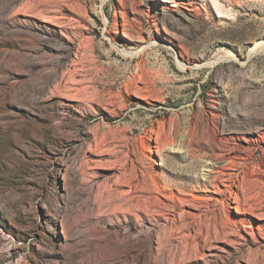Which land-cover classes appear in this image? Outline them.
Instances as JSON below:
<instances>
[{"label": "rangeland", "instance_id": "374dc122", "mask_svg": "<svg viewBox=\"0 0 264 264\" xmlns=\"http://www.w3.org/2000/svg\"><path fill=\"white\" fill-rule=\"evenodd\" d=\"M259 42L264 0H0V264H251Z\"/></svg>", "mask_w": 264, "mask_h": 264}, {"label": "bare ground", "instance_id": "6f19581e", "mask_svg": "<svg viewBox=\"0 0 264 264\" xmlns=\"http://www.w3.org/2000/svg\"><path fill=\"white\" fill-rule=\"evenodd\" d=\"M259 45H264V42H259V43H257L256 44V48H258L259 47ZM263 48V47H262ZM255 50V49H254ZM226 119V118H225ZM224 120V119H223ZM217 125V124H216ZM145 127V126H144ZM206 128H207V126H206ZM227 128V127H226ZM229 128V127H228ZM247 128H249V127H247ZM143 129V128H142ZM145 129V128H144ZM139 130V129H138ZM205 130V129H204ZM223 130H225V126H223L222 125V127H221V130H219V131H223ZM250 130H252V128L250 129ZM257 130V129H256ZM217 131H218V129H217ZM233 131V130H232ZM203 132V131H202ZM230 132V131H229ZM235 132V131H234ZM237 132V131H236ZM235 132V133H236ZM247 132H249V131H247ZM251 132V131H250ZM223 133V132H222ZM239 133H241V132H239ZM147 134V133H146ZM206 134V133H205ZM213 134V133H212ZM203 135V134H202ZM211 135V134H210ZM201 136V135H200ZM202 137V136H201ZM199 139V138H198ZM204 139V138H203ZM202 139V140H203ZM197 140V139H196ZM205 140V139H204ZM215 141V140H214ZM204 142V141H203ZM218 143V142H217ZM208 144V143H207ZM217 146V145H216ZM216 146H215V143H213L212 145L211 144H208V146H205L204 144H201V143H199V142H196L195 143V147L193 148V149H191L189 152H190V155H189V157H190V159H191V164H192V166L194 167V169H196L197 170V168L199 167V164H200V159L201 158H210V159H214L215 157V149H216ZM221 146V145H220ZM225 148V147H224ZM208 150H211L212 151V153H209V151ZM217 150H218V148H217ZM224 153V152H223ZM223 155V154H222ZM218 156V155H217ZM219 156H220V154H219ZM222 157V156H221ZM189 159V160H190ZM242 159V158H241ZM223 160V159H222ZM255 160V159H254ZM242 161V160H241ZM219 162H220V160H219ZM205 163H207V162H205ZM208 163H209V161H208ZM255 163V162H254ZM210 164V163H209ZM247 163L246 162H244V163H241V164H239V165H236L238 168L240 167V168H243L245 165H246ZM249 165H251V164H249ZM200 166H202V165H200ZM205 166V165H204ZM208 166V165H207ZM214 166V165H213ZM248 166V165H247ZM254 166V165H253ZM183 167V166H182ZM181 167V168H182ZM220 167V166H219ZM218 167V168H219ZM231 167H232V161H229L226 165H225V169L226 170H229L227 173H225L224 175L225 176H227V180L226 181H230L231 179H232V177L234 176V173H236V172H231L230 170H233V169H231ZM177 168V167H176ZM175 168V169H176ZM217 168V169H218ZM222 168V167H221ZM247 168V167H246ZM187 169V166H186V168L184 169V171ZM223 169V168H222ZM259 169V168H258ZM177 170V169H176ZM189 170V169H188ZM192 170H193V168H192ZM225 170V171H226ZM240 170V169H239ZM183 171V172H184ZM196 172V171H195ZM209 172H211V171H209ZM209 172H207V173H209ZM190 173V172H189ZM206 173V172H205ZM242 173V172H241ZM180 174V173H179ZM202 174V173H201ZM215 174V173H214ZM243 174H244V176H250V178H252V176H256V178H254V179H252L251 180V182H250V185H249V187L246 189V191L244 192V198H245V203H246V206H247V208H246V206H245V212H250V213H255L256 211H259V212H257V213H259L260 214V216H263L264 217V185H263V181H261L262 180V175L261 174H259V173H256V172H254V171H252V170H249V169H246V171L245 172H243ZM252 174H254V175H252ZM183 175H184V173H183ZM192 175V174H191ZM237 175V174H236ZM195 176V175H194ZM200 176V175H199ZM189 178H191V177H189ZM197 178V177H196ZM212 178H213V176H212ZM214 179V178H213ZM213 179H211V181L213 180ZM166 181V180H165ZM208 181V180H207ZM225 181V180H224ZM231 181H233V180H231ZM230 181V182H231ZM181 183V182H180ZM234 183V182H233ZM175 184H177L176 182L175 183H171V182H169V181H167V182H162V185H159V186H155L154 187V189H153V191L151 192V193H153V192H155V191H162V190H165V189H167L168 187H171V186H173V185H175ZM181 185V184H180ZM208 185V184H207ZM227 187V186H226ZM229 188V187H228ZM229 192V191H228ZM231 192V191H230ZM231 194V193H230ZM223 195H224V193H223ZM228 195V194H227ZM228 199H229V197L228 196H225V203H228ZM254 201H256L255 203H254ZM237 208H239V206L237 207ZM209 211H211L212 213L214 212V210H209ZM206 215V214H205ZM223 220L224 219H221L220 217H218L217 215H213L212 217H211V222H210V224H212V225H214V226H219V227H221L219 224H223L224 226H222L221 227V229H222V231H225V230H227V229H229V230H231V231H234L233 229H231L229 226H227V225H225L224 224V222H223ZM146 222V221H145ZM194 222V221H193ZM193 222H189V226H190V224H193ZM227 224V223H226ZM145 225V224H144ZM156 225V224H155ZM150 226V225H149ZM147 227V226H146ZM145 227V228H146ZM153 228V227H152ZM263 229V228H262ZM147 230V229H146ZM150 231V230H149ZM145 231H142V233H144ZM226 234V232L225 233H223V232H216V236H215V239H219V238H222V236H224ZM264 234V233H263ZM150 236H151V234H150ZM140 237V236H139ZM145 237L147 238V239H150V237L149 236H144L143 237V239H145ZM214 239V238H213ZM251 244L253 245V248H249L250 249V251H251V254H254V257H253V259H251L252 260V263L251 264H264V251L263 250H261V248H263L264 247V244H256V242L255 241H253V242H251ZM242 250V249H241ZM244 252V251H243ZM246 253H247V251H246ZM241 254H242V252H241ZM249 254V253H248ZM242 256V255H241Z\"/></svg>", "mask_w": 264, "mask_h": 264}]
</instances>
